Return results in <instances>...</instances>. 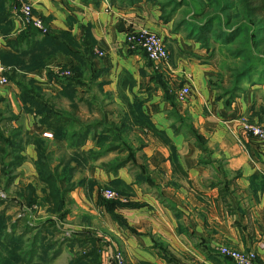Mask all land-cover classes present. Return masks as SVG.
<instances>
[{"label":"crops","instance_id":"crops-1","mask_svg":"<svg viewBox=\"0 0 264 264\" xmlns=\"http://www.w3.org/2000/svg\"><path fill=\"white\" fill-rule=\"evenodd\" d=\"M27 1L52 31L69 33L78 44L90 35L95 42L92 72H102L99 81L106 82L111 91H118L127 77L136 81L130 86L133 92L148 99L145 107L153 123L166 132L177 148L173 152L145 150L150 170L155 172L151 173L152 178L162 186L163 195L149 186H137L124 169L117 178L101 170L90 176L100 183L119 179L126 185L120 201L125 206L116 210L120 221L99 205L98 186L93 191L78 188L71 193L70 198L98 225L89 227V222L80 221L75 228L82 229V224L96 229L105 239L103 264H116L113 255L117 251L123 253L128 264H234L219 254L222 247L256 252L258 264H264V144L242 129L243 119L264 125V86L259 97L255 90L246 91L230 109H225L224 100H219L217 91L209 86L211 66L201 58L187 59V52L196 56L199 51L189 49L190 44L171 31L172 23L162 20L159 6L151 1L143 0L134 6L112 4L110 0ZM11 14V29L5 34L0 31V51L13 52L7 43L25 30L18 15L13 10ZM142 27L159 34L170 46V64L164 70L158 69L159 74L185 76L191 86V95L195 97L184 109L187 110L188 104V111L201 122L207 153L194 146L190 149L185 135L174 132L175 121L168 113L171 104L163 99L162 88L149 83L152 65L145 56L126 50L128 31ZM174 47L183 54L176 57L177 63ZM98 51L104 57H97ZM63 67L80 68L81 63L58 52L48 60L47 68L28 76L45 93L56 96L63 89L62 83L48 74H57ZM0 88L1 105L11 113L14 129L28 135L50 133L39 123L36 113L26 111L14 83L10 81ZM178 111L183 112L179 108ZM25 149L36 160L35 145H27ZM175 163L182 171L179 168L175 171ZM22 169L24 166L20 172Z\"/></svg>","mask_w":264,"mask_h":264},{"label":"rangeland","instance_id":"rangeland-1","mask_svg":"<svg viewBox=\"0 0 264 264\" xmlns=\"http://www.w3.org/2000/svg\"><path fill=\"white\" fill-rule=\"evenodd\" d=\"M145 1H151L154 4L157 3L154 2L156 0ZM221 1L222 3H228L230 0ZM231 1L233 3V9L229 12H221V5H212V7L207 8L209 9L208 11H210L208 15L219 16L222 21L214 25V33L212 35L211 33H204L198 35L203 39L205 38L209 40V43H207L206 45L203 41L191 38L188 39L186 36L187 32L184 28L177 33L174 32L175 28L178 26L181 19L183 18L188 21L195 22L196 24H200L201 26L205 25L203 19H193V11H190V9H188L187 7H183L182 10L179 11L171 19V21H169V23H172L173 25L171 31L175 34L181 35L183 37V41L190 44L189 49H197L199 51L197 53L194 52L196 56H194L193 53H191L192 55H188L187 52V59L201 58L211 66L213 72L209 79V86L213 91H217L216 97L222 95L224 91L223 88L229 89L235 83V79L233 78L235 72L241 70L244 66H246V64L243 63L244 61L242 59L234 57V55H241L238 54V52L236 51L244 49V52L247 53L246 55H249L254 58L255 62H257L258 64H261L260 60L264 61V23L260 18H249L243 15L242 10L239 7V0ZM190 2L193 7L198 9L197 5H204L206 3V5H208L209 0H190ZM12 3L14 4V0ZM159 3H163L162 0H159ZM11 5L12 4H10L9 6ZM157 6H159V4ZM161 13L162 15H164L162 10ZM228 19L233 23L230 27L226 25V21ZM238 25H244L246 27L245 29L247 30V32L244 35L239 36L240 38H237L238 36L233 38L236 42H232L231 44H229V48L223 47L222 44H224V40H215L214 35H216L218 32H221L223 30L226 33H231L236 30ZM163 41L167 46L169 57L167 61H162L159 63H153L149 61L144 51L139 48L132 49L130 47V49L129 47H127L128 49L126 50L130 53H139L140 55L145 56L149 64L152 65L153 75L150 77L149 83H155L156 85H158L159 88H161L159 84L160 78L162 83L167 85V94L172 96V100H174L178 115L181 117L182 120L185 121V124H182L181 120L179 121L176 116H174L173 118L171 117L170 113L173 110L172 107V110H170L168 113L169 117H171L175 121V124L172 123V127H174V132L176 134L182 133L185 135V138H187V141L189 142V144H191L190 149H192L193 146L195 147V149H199L196 144L197 139L191 136L190 130L188 129V126H191V128L194 129L201 136L206 148L208 149L206 138L203 136V134H201L200 131L201 122L195 120L190 111H188V104L187 110L184 109V105H186V103L190 99L195 97V95L192 93L190 97L184 100L180 97V92L184 87H189L191 89V86L187 84L188 82L186 81V77L173 76L171 73H165L163 75H160L158 72V69L161 68L164 70V66L168 65V63L170 64V59L172 57L168 42H166L164 39ZM175 48L176 47H174L173 50L174 63H177V60H175L176 57L182 56L183 54L179 53V51ZM101 53L103 52L98 51L96 53L97 57H104L101 55ZM8 70H10V68ZM62 70L63 69H60V71L55 75L61 77L62 79L69 78L72 76V72L70 69H66L64 71ZM66 71L70 72L69 76L65 75ZM6 73L7 72L4 73L5 76ZM94 73L92 72L83 74V76L79 79H81L80 81H82L86 86H78L75 89H72V91L70 90L68 92V96H60V94L53 96V94L44 92L45 96L53 102L55 108L60 112L72 113L73 106L77 105L78 116H76V118H79L85 124L90 122H96L102 119V116L104 114H107L109 119L111 121H114L116 128L118 129L117 133L121 140L120 143H118L117 145H119L118 149L120 150L108 153L109 143L103 144V147L101 148L97 146V142L93 139H90L85 142V144L81 148H70L67 140L57 142L55 141V139L50 138L46 140L47 147L46 149H44L46 157L44 162H46L47 166L50 167L52 170L55 167H60L61 169H67L71 167L73 169V182H86V185L84 187L78 188H87L93 191L94 188L98 186L99 196H101V198L106 201L108 199L105 198L104 192L108 189H111L117 195L116 200L108 201H121L123 199L122 193L125 191L124 188H126V185H123L122 181H120L119 179H115L111 183H100L98 179L96 180L90 177L94 173L95 175L98 174V171L96 170L103 171V174H113L114 177L117 178L118 173L124 169L128 172L129 177L133 179L134 184H136L137 186H149L151 189H155L158 193H162V186H158L155 180L152 178L151 173L155 174V172H151L149 167L150 165L147 163L148 161L144 154L145 150L147 149L171 148L167 145L162 144L159 139L157 140L145 126L141 125L140 122H138L133 117L129 110V104L134 105V103L137 101V103H139V105L142 107L144 113L149 117V112H147V107H145V103H147L148 99L143 97L141 94L133 92L131 87L136 84V81L134 82L132 79H129V77L122 80L118 91H111L107 88L106 82L104 83L99 81L101 79V75L98 78L95 76L93 77L92 74ZM254 76L251 77V80L245 83L243 82L241 84V90L233 93V95H237L238 98L246 91L255 90L256 92H259L258 95L256 94L257 97H259V95H261V89H263L261 87L264 86V79L261 80L258 76ZM153 77H156V79H153ZM191 78L192 76L189 75L188 79ZM61 83L63 87V81ZM6 86L7 85L0 84V87ZM150 90L151 89L148 88L147 92L150 93ZM131 96L132 100L130 98ZM227 97L229 98L231 97V95H228ZM80 99H83L84 101L81 102ZM163 99L169 102L165 98L164 91ZM142 103L143 105H141ZM224 103L225 102H223V104ZM1 104L0 133L4 134L7 137L11 136L12 134L15 135L17 133L16 131L18 130L13 128L14 126L11 121V113L6 110L7 108L4 105L2 106ZM135 106L137 105L135 104L134 107ZM178 108L184 113H180L178 111ZM224 108L230 109L226 108V106H224ZM194 109L197 110V107H195ZM136 110L138 112L139 108H136ZM251 124L264 127L263 124ZM179 130H181L182 132H180ZM33 136L34 135L25 134V131H23L21 132V135L17 141H19V139H22V144L25 147L27 145L32 144L30 140H33ZM92 136L93 133L91 134V137ZM250 137L252 136L250 135ZM169 139L174 149H177L172 139L170 137ZM5 147V153L2 156L0 154V176L3 177L0 182V217H4V219L6 220L0 223V258L9 260L6 264H28V259L26 258L25 253L26 250L29 251L31 248L32 237L34 234L22 235L20 232H17V237H15L12 241V243H14L12 246L6 243L3 239V237L7 236V233L12 234V230L10 229L11 223L23 217H26L28 222L31 225H34L33 227H37L42 222H45L46 220L50 219L51 221L55 222L58 228L61 230L60 234H46V236L44 237V247L39 250L38 256L35 258V264H46L44 261H42V259H51L59 247L56 246V243L62 242V239L64 238L72 239L73 237H79V235H87L91 238L93 237L94 239L99 240V244L101 246L105 245V239H103L99 235V232L96 231V229L92 230L91 228H85V226H82V224H80V227H83L82 229L75 228L80 221L89 222V227L98 228V225L91 215H89L88 213H84V209H82L79 205H76V201L73 200V198H70V200L66 202L64 211H68V214L66 215V218L62 220L58 216L50 215L47 206H41L38 203L29 205L23 195H29L30 188L35 189L36 195H38L39 199L43 198V186L40 182V175L35 165V161L38 159L37 150L34 149L36 158V160H34L29 154H27V149L24 148L22 151V155L26 158V160L23 162L21 167H19L17 170H14V172H11V174L10 172H8V174H6L7 172L3 174L4 171L7 170V166L11 163V160H13L18 155V151H16L15 154L11 156L10 153L13 152V150L10 147ZM91 151L95 153H102L103 156H100L98 160H94L90 154ZM103 152H105V154H103ZM132 154L134 155V158H132V160L127 164V166L115 171H110V167L112 165H116L117 160L121 159L122 161L129 159V156H131ZM23 166L24 169H22L20 172V169ZM12 174H14L16 178L12 181H8L9 177H12ZM147 178H149L150 180H145ZM19 179L20 182L17 183V180ZM140 180H143L141 184L139 183ZM99 205L102 206L101 204ZM81 216L82 218L80 219ZM97 221H99L98 216ZM1 225H4V227H1ZM66 248H69V250L65 252ZM66 248H63V252L61 253V255H59L55 260H51L47 264H70L71 261L77 255L89 250L91 248V245L86 244L83 247L74 245L68 246ZM20 253L22 256L20 259L23 262H20L19 259H17ZM3 262L4 261H0V264H3Z\"/></svg>","mask_w":264,"mask_h":264},{"label":"trees","instance_id":"trees-1","mask_svg":"<svg viewBox=\"0 0 264 264\" xmlns=\"http://www.w3.org/2000/svg\"><path fill=\"white\" fill-rule=\"evenodd\" d=\"M112 4L119 2L121 5L134 6L143 0H110ZM0 0V31L2 33H7L11 29L12 25V14L11 11H14L15 5H17L16 0ZM155 4H159L160 9L164 13L162 15V20L166 23H169L171 19L182 10L183 7H187L190 11H193V19L201 18L205 25L196 24L195 22L188 21L185 18L181 19L178 26L175 28L174 32L177 33L181 29H185L187 32L188 39H197L203 41L206 45L209 43L208 39H203L198 36L199 34L208 33L211 35L214 33V25L219 23L221 18L219 16L208 15V11L213 6L221 5V12H229L233 9V3L230 0L228 3H222L221 0H209L208 5H197L196 9L191 5L190 0H162L163 3H159V0H156ZM239 7L242 10L243 15L249 18L257 17L262 20L264 23V0H239ZM12 4L11 6H9ZM233 23L228 19L226 25L230 27ZM244 25H238L236 30L231 33H226L223 30L218 32L215 36L216 41L224 40L223 47L229 48V44L236 42L235 37L240 38L239 36L244 35L247 30ZM7 45L13 50V52L0 51V59L3 66L10 68L7 71L6 76L8 77L9 82L14 83L20 90V99L24 104L26 111L31 113H36L39 117V123L47 129L52 135L53 139L57 142H62L67 140L70 148H81L85 142L90 139H93L97 142V146L103 147V144L109 143L108 153L115 152L120 149L118 143H120V137L117 133V128L114 121H111L107 114L102 116V119L96 122L83 123L79 118H76L78 112V106H73L72 113L60 112L58 111L53 102L45 96L43 89L36 84V82L29 78V73H33L37 70L47 68L48 60L58 52H61L67 56L75 58L79 63H81L80 68H68L63 67L62 71L70 69L72 76L69 78L62 79L59 76H56L55 73L49 72V78L57 79L60 82L63 81V89L59 93L60 96H68V92L72 89H75L78 86H86L82 81H80L83 74L92 73L93 60H94V47L95 42L90 35H87L84 42L78 44L76 40L73 39L71 34L66 32L56 33L49 28V33L42 35L34 27L26 28L19 36L14 40H10ZM241 55H234L238 59H242L246 64L241 70H238L234 74L235 83L229 88L224 89L223 93L218 97L219 100H224V106L230 108L233 105L234 100L237 98V95L233 93L241 90V84L251 80V77L258 76L261 80L264 79V61H261V64L255 62V59L247 53L244 52V49L236 51ZM243 52V53H241ZM233 54V52H232ZM147 56V55H146ZM148 58V57H147ZM149 60V59H148ZM150 61V60H149ZM94 73V72H93ZM102 73L96 72L93 77H100ZM159 78V77H158ZM156 79V77H153ZM157 83V82H156ZM159 84L162 90L165 92V98L169 101L173 110L170 115L173 118H176L182 124H185V121L181 119L176 110V105L172 96L167 94L168 87L166 84H163L159 78ZM231 95V97H227ZM83 102V99H80ZM3 103V99L0 97V104ZM137 105L134 107V105ZM134 105L129 104L130 113L133 117L140 122L141 125L145 126L155 138L159 139L164 145H167L171 148L172 152L174 147L171 144V141L167 134L159 130L156 125L153 123L150 116L148 117L142 107L137 103ZM143 105V103L141 104ZM136 108H139L138 112ZM176 110V111H175ZM190 134L192 137L197 139V147L203 152L207 153V148L203 142L201 136L188 126ZM116 130V131H115ZM181 131V130H179ZM15 135L5 136L0 133V154L1 156L5 153V146L10 147L13 152L10 153L11 156L18 151L17 157L11 160V163L7 166V170L3 174H8V172H14L17 170L26 158L22 155V151L25 148L22 144V139L19 141L18 138L21 135L20 131H16ZM93 136L91 137V134ZM33 140H30L33 145H35L38 159L35 161L36 168L40 175V182L43 186V198L36 195L34 188H30L29 195H23L29 205L35 203L40 204L41 206H47L50 215L58 216L61 220L66 218L68 211H64L65 204L70 200V195L78 187H84L86 182L81 181L75 183L72 180L73 169L71 167L61 169L60 167H55L53 170L47 166L45 160V151L47 145L46 140L43 135H34ZM21 141V142H20ZM203 142V143H202ZM19 144V145H18ZM21 149V150H20ZM94 160H98L100 156H103L102 153L90 152ZM105 154V152H103ZM134 158L132 154L129 156V159L117 160L116 165L110 167V171L118 170L122 167L127 166V164ZM175 171L179 166L175 163ZM181 170V168H179ZM182 171V170H181ZM184 173V172H183ZM9 177L8 181L14 180L16 177L14 174ZM3 177L0 176V182ZM144 178V177H143ZM145 180H150L149 178ZM138 182V181H137ZM143 180H140L141 184ZM105 210L113 216L116 221H120L116 210L125 206V204L120 201H106L102 198L99 200ZM129 206L135 207L136 205L131 204ZM138 207V205L136 206ZM6 221L4 217H0V223ZM26 217L19 218L11 223L10 229L12 234L7 233L6 237H3L4 241L12 246L14 243L12 241L17 237V232H20L22 235L34 234L32 237V245L29 251L26 250V258L28 259V264H35V258L38 256L39 250L44 247V237L47 233L60 234L61 230L58 228L57 224L53 221L46 220L42 222L39 226L33 227ZM4 227V225H1ZM36 232V233H34ZM59 242V241H58ZM86 244H90L91 248L85 251L82 254L77 255L70 264H103L102 258V246L99 244V240L91 238L87 235H79V237H73L72 239L64 238L62 242L56 243V246H59L51 259H42L46 264L51 260H55L63 252V248L68 246H81L83 247ZM21 253L19 254L20 262H23L21 258ZM229 260V259H228ZM4 261L3 264H6L9 260L1 259ZM18 261V262H19Z\"/></svg>","mask_w":264,"mask_h":264},{"label":"built area","instance_id":"built-area-1","mask_svg":"<svg viewBox=\"0 0 264 264\" xmlns=\"http://www.w3.org/2000/svg\"><path fill=\"white\" fill-rule=\"evenodd\" d=\"M17 5L14 7V12L18 15L20 23L24 29L28 27H34L42 35L49 33V27L44 20L34 14L33 5L27 0H16ZM126 44L132 49H141L147 55L148 59L153 63H159L167 61L169 52L163 41V39L155 32L148 28H140L130 30L126 35ZM130 48V49H131ZM104 56L103 53H101ZM8 71V68L0 64V84L8 85L9 80L4 75ZM65 75L69 76L70 72L66 71ZM191 95L189 87H184L180 92L181 99H186ZM242 129L248 135L258 139L264 143V127L249 123L246 119L242 120ZM45 138H53L51 133H44ZM104 196L108 200H116L117 195L111 189L104 192ZM219 254L226 259L231 260L234 264H258V257L256 252L241 251L234 248L222 247L219 250ZM113 259L116 264H128L127 259L123 253L117 251L113 255Z\"/></svg>","mask_w":264,"mask_h":264}]
</instances>
